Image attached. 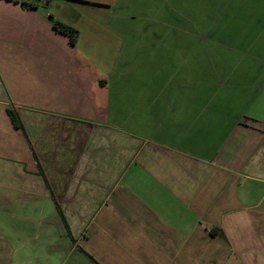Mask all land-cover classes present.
Listing matches in <instances>:
<instances>
[{
  "label": "crops",
  "instance_id": "0c3cea01",
  "mask_svg": "<svg viewBox=\"0 0 264 264\" xmlns=\"http://www.w3.org/2000/svg\"><path fill=\"white\" fill-rule=\"evenodd\" d=\"M77 1L126 31L192 16L189 0ZM50 3L0 0V264H264V7L229 44L250 58L110 73Z\"/></svg>",
  "mask_w": 264,
  "mask_h": 264
},
{
  "label": "rangeland",
  "instance_id": "374dc122",
  "mask_svg": "<svg viewBox=\"0 0 264 264\" xmlns=\"http://www.w3.org/2000/svg\"><path fill=\"white\" fill-rule=\"evenodd\" d=\"M221 3L229 13L210 15L209 0H189L192 15L189 25L167 27L141 19L131 31L120 30L117 10L77 0H51L48 7L41 9L79 29L80 47L105 71L111 73L116 68L115 63L124 59L126 64L121 69L149 73L165 70L162 63L167 58H180V61L182 58H250L246 52L229 44L246 43L249 33L246 13L250 6L260 12L264 0H221ZM146 14L141 12L140 15L146 18ZM126 24L129 26V22Z\"/></svg>",
  "mask_w": 264,
  "mask_h": 264
},
{
  "label": "trees",
  "instance_id": "16d2710c",
  "mask_svg": "<svg viewBox=\"0 0 264 264\" xmlns=\"http://www.w3.org/2000/svg\"><path fill=\"white\" fill-rule=\"evenodd\" d=\"M10 1L20 3L25 8L26 7L27 8H38L43 3V0H10ZM53 26L58 32H61L65 35H67L69 37V41L71 44H76V42L78 40V36H79V30L75 26H73L67 22L60 21V20H54ZM8 113H9L15 127L23 128V125H22V122H21V119H20V116H19L17 110L14 107L9 106L8 107ZM215 231H216V229H213L212 233H215ZM82 251L84 252V250H82Z\"/></svg>",
  "mask_w": 264,
  "mask_h": 264
}]
</instances>
